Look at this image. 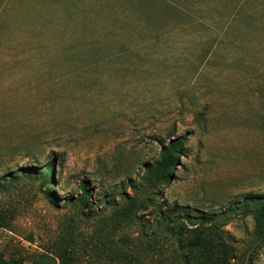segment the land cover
<instances>
[{"label":"rangeland","instance_id":"374dc122","mask_svg":"<svg viewBox=\"0 0 264 264\" xmlns=\"http://www.w3.org/2000/svg\"><path fill=\"white\" fill-rule=\"evenodd\" d=\"M132 1L0 0L6 258L32 264L71 244L75 264H136L122 252L176 263L173 239L155 234L162 206L218 214L264 195V0H167L181 15L144 20ZM95 3L113 32L90 33ZM183 135L169 183L151 194L143 165ZM134 199L131 217L113 220ZM223 230L233 264H264L251 216H230Z\"/></svg>","mask_w":264,"mask_h":264},{"label":"trees","instance_id":"16d2710c","mask_svg":"<svg viewBox=\"0 0 264 264\" xmlns=\"http://www.w3.org/2000/svg\"><path fill=\"white\" fill-rule=\"evenodd\" d=\"M187 135L170 139L160 148L157 160L143 165L142 180L151 194H160L162 186L169 183L172 172L176 169L181 157L184 155V145ZM55 162L45 166L41 178L46 185L53 182ZM80 202L86 204L90 197V191L84 183L80 186ZM136 207V200L117 209L113 213V220L118 224L127 221ZM161 207V206H160ZM159 207V208H160ZM161 207L159 217L155 220V234H165L171 237L176 244V263L164 260L160 264H233L236 260V248L232 243V236L223 227L230 216H251L254 222L253 237L258 243L264 244V195L249 194L232 202L227 209L220 213H207L199 211H187L175 204L169 209ZM0 227L3 225L0 224ZM231 236V237H230ZM154 244L157 243L153 240ZM70 242L74 243L71 237ZM173 244V245H174ZM157 245V244H155ZM68 244L60 254L53 257L48 254L41 255L32 264H75V258ZM152 250V241L149 243ZM156 249V248H154ZM117 257L130 259L136 264H145L131 254L122 252ZM0 264H26L21 258H6L0 251Z\"/></svg>","mask_w":264,"mask_h":264},{"label":"crops","instance_id":"0c3cea01","mask_svg":"<svg viewBox=\"0 0 264 264\" xmlns=\"http://www.w3.org/2000/svg\"><path fill=\"white\" fill-rule=\"evenodd\" d=\"M132 2L134 3L133 9H135V11L138 12L137 18L139 19H143V20L144 19H164L165 17L167 18V17L172 16V14L169 13L171 11L177 12L174 14V16L181 15L180 14L181 8L177 6H172L167 0H133ZM147 2L151 4L150 7L148 6ZM90 10L92 14V16H90L92 18L91 20L92 27L90 28L91 34L94 35L98 33L99 35H104V31L113 32L111 30H106V27H109L108 25L97 21L103 17H106V18L111 17V15L109 14L108 8L104 4L95 3V5L90 8ZM150 10L155 11V12L158 11L159 14L149 13ZM115 31L119 32V28Z\"/></svg>","mask_w":264,"mask_h":264}]
</instances>
